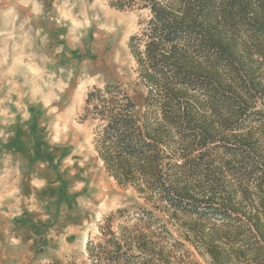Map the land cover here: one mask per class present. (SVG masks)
Masks as SVG:
<instances>
[{"label":"trees","instance_id":"obj_1","mask_svg":"<svg viewBox=\"0 0 264 264\" xmlns=\"http://www.w3.org/2000/svg\"><path fill=\"white\" fill-rule=\"evenodd\" d=\"M112 7L149 12L128 43L147 95L140 106L118 83L87 94L85 117L99 122L94 144L105 170L188 220L186 241L208 264H264V111H254L263 90L237 53L239 40L264 47V0H114ZM224 112L230 133L215 123ZM114 218L100 222L103 239L89 240L84 264H175L142 233L114 232Z\"/></svg>","mask_w":264,"mask_h":264},{"label":"rangeland","instance_id":"obj_2","mask_svg":"<svg viewBox=\"0 0 264 264\" xmlns=\"http://www.w3.org/2000/svg\"><path fill=\"white\" fill-rule=\"evenodd\" d=\"M113 1L0 0V264H84L111 214L114 232L142 233L175 264H208L186 241L188 220L118 185L95 150L99 122L85 117L87 94L118 83L140 106L147 95L128 43L149 12L118 11ZM260 50L238 41L263 90L254 111H264ZM227 116L215 120L224 133Z\"/></svg>","mask_w":264,"mask_h":264},{"label":"bare ground","instance_id":"obj_3","mask_svg":"<svg viewBox=\"0 0 264 264\" xmlns=\"http://www.w3.org/2000/svg\"><path fill=\"white\" fill-rule=\"evenodd\" d=\"M111 191V190H110Z\"/></svg>","mask_w":264,"mask_h":264}]
</instances>
